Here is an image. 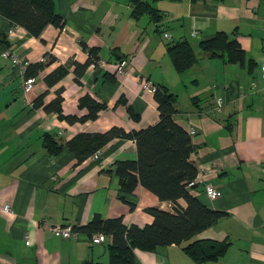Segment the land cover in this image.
Instances as JSON below:
<instances>
[{
  "label": "crops",
  "instance_id": "1",
  "mask_svg": "<svg viewBox=\"0 0 264 264\" xmlns=\"http://www.w3.org/2000/svg\"><path fill=\"white\" fill-rule=\"evenodd\" d=\"M148 1L160 21L147 15L133 19L127 0H54L64 26L48 24L38 37L0 15V53L27 61L25 76L30 65L52 58L41 69H30L35 85L24 92V75L0 54V264H109L110 236L92 243L88 233L77 230L63 239L51 227H78L96 213L143 226L153 220L145 208L173 211L170 202L141 185L132 192L121 189L117 162L136 158L133 139L115 138L101 148L99 158L80 163L66 145L81 132L114 125L140 130L156 123L153 90H142L143 79L176 93L173 119L194 130L190 161L197 172L190 193L223 215L179 244L133 249L134 264H264V0ZM220 30L234 33L245 51L243 64L203 56L192 69L175 70L167 53L170 41L185 38L197 51L200 40ZM90 47L105 66L89 65L76 81L69 63L84 62ZM121 60L127 64L125 75L117 73ZM59 65H68L67 74L49 84L45 76ZM58 90L65 114L86 112L78 108L85 93L106 108L94 120L69 123L37 105V100H52ZM217 97L223 99L220 110L215 109ZM45 138L61 150L49 154ZM207 183L220 192L218 198L206 195ZM178 204L184 207L185 201ZM192 242L208 256L217 243L226 248L197 261L184 250Z\"/></svg>",
  "mask_w": 264,
  "mask_h": 264
},
{
  "label": "trees",
  "instance_id": "2",
  "mask_svg": "<svg viewBox=\"0 0 264 264\" xmlns=\"http://www.w3.org/2000/svg\"><path fill=\"white\" fill-rule=\"evenodd\" d=\"M127 1L133 19L147 15L155 22L160 21L161 14L148 0ZM0 15L35 37L40 36L48 24L62 29L65 23L64 18L55 9L54 0H0ZM82 46L86 48L84 44ZM96 53L97 49L90 47L84 62L73 60L69 63L73 65L76 81L89 65L97 62ZM167 53L178 73L192 69L203 56L218 57L225 63L232 64H243L246 59L245 51L240 47L234 33L224 30L200 40L197 51L185 38L170 41L167 44ZM51 60L52 58L30 65L26 75L33 76L30 69H41ZM67 72L68 65H59L45 76V80L54 84ZM176 98V93L169 91L166 86L157 85L153 90L159 116L156 123L140 130H125L114 125L101 132H81L66 144L75 155L77 163H80L115 138L133 139L136 143V158L117 162L116 174L121 189L132 192L137 185H141L159 200L168 201L172 205L173 211L158 207L145 208V211L153 216V220L143 226L126 225L120 216L103 219L97 213L86 224L72 226L73 230L89 235L102 232L110 236L111 242L107 248L109 264H134L133 249L152 251L157 245L179 244L223 215V212L208 208L190 193L197 169L190 161L193 152L190 135L173 119ZM62 100L61 91L58 90L52 100L47 103L37 100V105L47 113L55 112L59 119L69 123L94 120L99 112L106 108L105 103L85 93L78 99V108L85 109L86 112L82 115L65 114L61 107ZM128 111L133 120H137V115L132 113L130 108ZM44 147L51 155L61 150V145L51 138H45ZM179 199L185 201L184 207L178 204ZM214 248L213 253L208 256L197 242L184 246V250L197 261L222 254L226 243H217Z\"/></svg>",
  "mask_w": 264,
  "mask_h": 264
},
{
  "label": "built area",
  "instance_id": "3",
  "mask_svg": "<svg viewBox=\"0 0 264 264\" xmlns=\"http://www.w3.org/2000/svg\"><path fill=\"white\" fill-rule=\"evenodd\" d=\"M19 27L20 26L18 25H14V28H19ZM9 33H11V30L9 31ZM196 34H197L196 32H192V36H196ZM163 36L165 38L170 37V35L166 32L163 33ZM0 54L6 58H9L12 61V64L17 66L19 71H21V74L24 75V80H23L24 92L31 91L35 85V77L25 76L26 68L29 65L28 62L20 59L17 55L12 54L6 50ZM91 66L103 68L105 66V61L98 59L97 62L92 63ZM117 73L118 75H125L128 73L127 64L125 63V61L121 60L117 64ZM261 77L262 79H264V73L261 75ZM250 84L253 87L255 86V82H251ZM141 87L143 91H151V90H154L155 85L148 79H143L141 82ZM222 105H223V99L221 97H217L215 101V109L220 110ZM188 133L189 135H192L194 133V130L190 128ZM100 155H101V148L94 151L89 157L92 159H97L100 157ZM204 191L210 199H216L220 196V192L211 183L205 184ZM2 211L3 212L9 211V205L8 204L3 205ZM51 232L56 237L67 239V238L73 237L76 231L73 230L71 226L53 225L51 227ZM107 239H108V236L102 232H98V233H94L90 235V241L92 243H104L107 241ZM26 244H29V240L27 239V237H26Z\"/></svg>",
  "mask_w": 264,
  "mask_h": 264
},
{
  "label": "rangeland",
  "instance_id": "4",
  "mask_svg": "<svg viewBox=\"0 0 264 264\" xmlns=\"http://www.w3.org/2000/svg\"><path fill=\"white\" fill-rule=\"evenodd\" d=\"M164 39V38H163ZM166 41V39H164V42ZM22 89H23V86H22ZM24 91V90H23Z\"/></svg>",
  "mask_w": 264,
  "mask_h": 264
}]
</instances>
